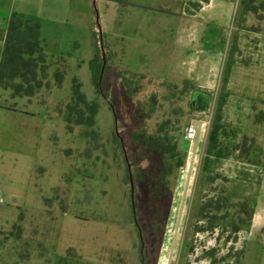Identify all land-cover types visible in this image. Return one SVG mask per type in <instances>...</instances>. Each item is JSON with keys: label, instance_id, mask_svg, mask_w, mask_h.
<instances>
[{"label": "rangeland", "instance_id": "rangeland-1", "mask_svg": "<svg viewBox=\"0 0 264 264\" xmlns=\"http://www.w3.org/2000/svg\"><path fill=\"white\" fill-rule=\"evenodd\" d=\"M176 5V18L166 20L149 18L136 0H0V19L11 12L39 24L47 63L33 97L0 89V264H243L252 210L236 201L231 160L233 145L248 139L229 122L231 98L226 123L222 113L234 47L210 96L202 154L186 159L198 137L187 141L185 128L204 115L172 58ZM187 37L189 50L203 43L200 34ZM74 87L97 105L93 125L66 122L88 114L72 101ZM167 137L177 170L158 148Z\"/></svg>", "mask_w": 264, "mask_h": 264}, {"label": "crops", "instance_id": "crops-1", "mask_svg": "<svg viewBox=\"0 0 264 264\" xmlns=\"http://www.w3.org/2000/svg\"><path fill=\"white\" fill-rule=\"evenodd\" d=\"M186 2L197 5L196 9L186 10ZM136 3L143 12H151L149 18L162 15L166 20L176 18V3H181L179 48L172 58L179 59L180 63L175 65L184 67H179L185 74L183 78L189 79L195 90L213 97L226 53L230 45L234 47L229 77L222 86L227 95L223 121L227 122L226 107L231 98L234 109L229 122L241 132L239 137L248 139L244 148L240 140L233 145L231 160L239 191L236 201L249 203L252 210L243 264H264V0H136ZM11 14L0 19V53ZM190 33L200 34L203 42L195 51L189 50L190 43H194L187 37ZM218 44L220 48L215 49ZM199 113L204 117L202 124L196 126V144L186 154L189 160L202 154L211 117L209 108Z\"/></svg>", "mask_w": 264, "mask_h": 264}, {"label": "trees", "instance_id": "trees-1", "mask_svg": "<svg viewBox=\"0 0 264 264\" xmlns=\"http://www.w3.org/2000/svg\"><path fill=\"white\" fill-rule=\"evenodd\" d=\"M46 70L47 63L40 42L39 24L16 13L11 14L7 21L4 45L0 53V89L10 91L12 97H33L45 86ZM62 80V74L55 73L54 81L57 86L62 83ZM191 87V98L195 109L204 111L208 108L210 95ZM72 101L83 105L88 114L83 117V112L78 111V118H75L73 122L68 114L65 118L66 122L75 125H93L97 105L86 102L77 87L73 88ZM223 103L222 98L219 99L214 111L213 125L208 136L209 145L212 148L217 142L218 132L222 127L220 121ZM67 108L69 113L74 110L70 105ZM165 140L168 144L165 146L160 142L158 148L162 154H167L169 159L175 161L174 167L177 170L182 166V162L178 156L176 143L172 142V138L167 137Z\"/></svg>", "mask_w": 264, "mask_h": 264}, {"label": "built area", "instance_id": "built-area-1", "mask_svg": "<svg viewBox=\"0 0 264 264\" xmlns=\"http://www.w3.org/2000/svg\"><path fill=\"white\" fill-rule=\"evenodd\" d=\"M196 135V128L193 124H189L185 128V139L187 141H192L194 140Z\"/></svg>", "mask_w": 264, "mask_h": 264}]
</instances>
